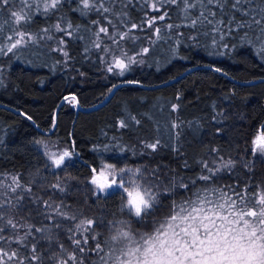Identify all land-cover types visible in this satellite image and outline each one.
<instances>
[{"label":"snow or ice","instance_id":"obj_1","mask_svg":"<svg viewBox=\"0 0 264 264\" xmlns=\"http://www.w3.org/2000/svg\"><path fill=\"white\" fill-rule=\"evenodd\" d=\"M137 2L146 8L139 22L133 21L128 12L129 6ZM251 3L252 0H0V56L19 59L31 46L51 41L55 44L51 50L61 57L56 63L67 67L74 59L69 44L81 41L85 60L95 54L106 73L122 77L134 65L143 64L151 47L166 38L161 34L159 22L171 19L170 9L174 6L180 22L166 23L163 27L175 32L173 51L177 58H183L179 56L180 38L184 37L180 28L192 30L187 39L193 44L201 35H210L213 49H234L237 45L230 44V38L253 47L258 42L257 55L264 57V7H245ZM73 4L70 10L80 16L95 14L96 18L86 28L73 24L62 14L65 5ZM260 4L264 5V0ZM227 9L248 19L237 20L234 14L225 19ZM148 10L156 15H150ZM37 16L46 23L33 31ZM50 18H55V22L48 24ZM253 26L259 30L258 34L253 32L255 42L247 31L253 30ZM148 29L151 33L144 37L148 46H137L141 39L137 31L144 33ZM84 33L88 34L87 39ZM128 43L133 45L131 53L126 47ZM224 54L209 52V55ZM212 70L228 75L219 67ZM3 72L4 66L0 65V76ZM125 83L140 84L131 80ZM118 87L113 84L108 94ZM63 100L73 107L79 105L76 95H65ZM175 100L177 103L170 105L171 112L178 114L181 95ZM21 115L32 120L26 113ZM211 119L221 125L215 129V134H219L227 117L220 111ZM129 120L141 124L135 116L129 115ZM51 123L53 128L57 127L54 116ZM184 124L181 119L170 121L169 139L174 143L165 144L155 136L151 141H142L143 147L153 154L168 147L184 156L180 143ZM116 126L127 129L129 123L118 119ZM156 128L159 130L158 124ZM33 143L43 149L48 161L45 167L61 172L80 155L71 133L66 148L57 144L50 147L44 140ZM115 147L120 152L137 154L123 144ZM232 147L236 148V155L210 148L207 156L196 161L201 171L192 178L171 169V174L163 176L159 165L130 166L124 159L105 160L101 156L96 166H88L87 195L95 198L93 203L118 195V213L127 218L117 213L109 214L110 219L87 215L73 209L62 197L59 202L52 199L49 191L45 192L48 198L37 194L43 181H25L19 173L0 171V264H86V261L87 264H264V178H258L264 177V171L258 172V166L264 165V122L252 127L243 149ZM91 150L112 149L106 144L102 148L93 146ZM182 167H191L186 156ZM238 171H243L246 178L237 176ZM225 175L235 179L232 183H221ZM56 177L47 189L65 193L74 178L58 173ZM84 203L87 205V199ZM65 223L70 226L63 227ZM100 228L105 231H99ZM61 232L67 243L61 240Z\"/></svg>","mask_w":264,"mask_h":264},{"label":"trees","instance_id":"obj_2","mask_svg":"<svg viewBox=\"0 0 264 264\" xmlns=\"http://www.w3.org/2000/svg\"><path fill=\"white\" fill-rule=\"evenodd\" d=\"M258 5L264 7L260 0H252L251 5L245 7L257 9ZM70 7H74V4L65 5L62 14L70 18L73 24L81 25L82 29L96 18L95 14L80 16ZM145 10V6L139 2L128 8L129 16L136 22H139ZM148 11L150 15H156ZM233 14L237 20L248 19L231 9L226 10L225 19ZM179 15L173 6L170 9L171 19L159 22L161 34L166 38L151 47L143 64L134 65L122 77L106 73L95 54H90V59L85 60L81 55L84 47L81 41L69 44L74 59L67 67L56 63L61 57L51 50L55 47L51 41L31 46L23 51L19 59L0 56V65L4 66L0 76V140L3 141L0 144V171L19 173L25 181H43L40 190L37 192L34 187V192L45 195L49 191L52 199L59 202L62 197L73 209L82 210L87 215L110 219L109 214L117 213L121 218H127L118 213V195L96 203H93L94 197L87 195L85 178L89 176L88 166H96L101 156L105 160L110 157L124 159L130 166L156 168L159 165L163 176L171 174V169L180 176L192 178L201 171L196 161L207 156L210 148H221L232 155H236L233 145L243 149L244 140L252 127L257 122H264V57L257 55L258 42L257 47H253L252 44L241 45L230 38L228 42L237 45L234 49H213L210 35H201L198 42L193 44L187 39L192 30L180 28L184 37L180 38L179 56L183 58H177L173 51L177 39L175 32H168L163 25L179 23ZM54 22L55 18L47 21L48 24ZM45 23L42 17H35L32 30L45 26ZM247 31L249 38L255 42L253 32L258 34V28L253 26V30ZM150 33V29L144 33L137 31L141 39L136 45L148 46L144 37ZM84 34L87 39L88 34ZM126 47L131 53L133 45L128 43ZM214 51L225 54L209 55ZM215 67L223 69L228 75L213 71ZM79 72L87 75L81 77ZM129 80L139 81L140 84L125 83ZM113 84L119 87L109 95L108 89ZM178 94L181 95V108L177 114L171 112L170 105L177 103L175 97ZM65 95H76L79 105L73 107L65 102ZM220 111L227 119L223 120L222 131L215 134V129L221 125L211 117ZM21 113L30 115L32 120H27ZM129 115L140 119L141 124L135 125L129 120ZM53 116L56 128L52 127ZM118 119L129 123V128L119 129L116 126ZM176 119L185 122L180 137L184 156H178L168 147L156 154L143 147L142 141H151L155 136H159L165 144L174 143L169 139V124ZM69 133L76 142L79 157H74L63 172L45 167L47 158L33 141L53 140L66 148L69 146ZM106 144L111 151L91 150L93 146L102 148ZM116 144L134 149L137 154L120 152ZM185 156L190 168L182 167ZM208 158L211 159L210 156ZM259 171H264V165L258 166ZM57 173L74 178L62 194L47 189L50 182H55ZM236 175L241 179L246 178L243 171H238ZM234 179L225 175L221 183H232ZM179 191L183 192L182 189ZM69 226L67 223L63 225L65 228ZM98 230L105 231L103 228ZM60 238L67 243L63 232Z\"/></svg>","mask_w":264,"mask_h":264},{"label":"rangeland","instance_id":"obj_3","mask_svg":"<svg viewBox=\"0 0 264 264\" xmlns=\"http://www.w3.org/2000/svg\"><path fill=\"white\" fill-rule=\"evenodd\" d=\"M45 142H47L48 144H49V146L51 147L53 144H57L59 147H63L62 145H60L58 142H56V141H53V140H47V139H45L44 140ZM40 146V145H39ZM65 148V147H64ZM40 149H41V151L43 152V149L41 148V146H40ZM52 150H57L56 148H53Z\"/></svg>","mask_w":264,"mask_h":264}]
</instances>
